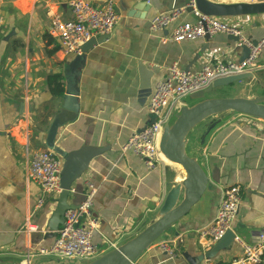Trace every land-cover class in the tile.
Listing matches in <instances>:
<instances>
[{
	"label": "crops",
	"instance_id": "crops-1",
	"mask_svg": "<svg viewBox=\"0 0 264 264\" xmlns=\"http://www.w3.org/2000/svg\"><path fill=\"white\" fill-rule=\"evenodd\" d=\"M89 1L102 5L108 0ZM110 1L119 15L110 38L87 53L75 55L64 53L60 42L49 33L55 15L64 20L72 18L69 0H0V264L80 263L39 254L40 247H49L54 240L56 232L48 231L46 221L60 193L48 196L35 211L43 193L28 179L26 166L37 150H53L61 158V187L75 189L70 201L81 202L85 181L96 186L94 241L100 255L153 222L172 185L184 176L163 155L155 168H149L142 158L122 151L129 136L152 118L147 109L150 93L140 101L139 61L152 72L153 90L174 62L183 69L198 71L206 63L227 57L241 59V50L235 51L233 40L223 32L208 39L162 44V35L180 23L196 21L190 10L165 30L150 31L153 16L184 6L188 0H148L147 11L134 9L139 0ZM219 18L240 27L251 41L264 38V13ZM256 65L254 77L264 76V45ZM51 73L63 75L65 91L60 97L53 96L47 86ZM239 82L243 80L233 87ZM229 90L215 88L209 95H243L242 91L228 94ZM183 101L193 102L190 96ZM54 123H59V128L51 139L49 131ZM188 139L189 154L198 158L208 174V189L188 215L132 264H190L184 254L194 257L207 251L213 244L199 238L197 230L214 219L222 189L233 184L242 189V201L232 223L237 239L231 249L211 260L230 262L242 255L245 244L255 243L264 234V120L221 113L198 124ZM161 241L175 247L174 255L158 248Z\"/></svg>",
	"mask_w": 264,
	"mask_h": 264
},
{
	"label": "built area",
	"instance_id": "built-area-1",
	"mask_svg": "<svg viewBox=\"0 0 264 264\" xmlns=\"http://www.w3.org/2000/svg\"><path fill=\"white\" fill-rule=\"evenodd\" d=\"M257 1V0H253ZM264 2V0H260ZM72 18L64 20L55 15L49 28L51 36L56 38L66 54H82L83 45L93 37L112 33L119 15L113 1H106L102 5H95L89 0H69ZM190 10L196 21H185L177 25L171 32L160 37L162 44L182 42L223 32L238 37L233 48L246 45L249 48L248 57L241 61L231 57L214 63H206L198 71H186L174 62L167 68V76L155 82L152 93L147 102V109L151 120L140 131L134 132L122 145L123 152H131L142 158L149 168H155L162 155L159 139L167 116L173 110L184 104L183 99L192 93L204 90L215 80L229 76L240 75L256 70V62L264 45V38L257 44L244 36L240 27L231 25L216 16L202 13L195 0H188L184 6L157 13L149 23L152 33L165 30L184 12ZM62 160L53 150H37L27 162L26 175L29 180L37 183L42 190L35 205L39 210L47 197H53L62 191L60 184ZM70 192L75 193L71 188ZM96 186L90 180L85 181L83 199L75 208L65 211L62 226L55 233L54 240L49 247H40L39 254L53 256L59 261L75 259L86 262L100 255L94 235L97 221L93 214ZM242 201V189L238 184L224 187L218 202L214 219L206 226L197 230L199 238L208 241L210 245L217 242L228 229H232ZM31 229V226H27ZM237 239V237H236ZM168 241H161L158 248L174 255L175 247ZM264 234H260L253 244H245L243 253L230 262H220L209 259L207 264H264Z\"/></svg>",
	"mask_w": 264,
	"mask_h": 264
},
{
	"label": "water",
	"instance_id": "water-1",
	"mask_svg": "<svg viewBox=\"0 0 264 264\" xmlns=\"http://www.w3.org/2000/svg\"><path fill=\"white\" fill-rule=\"evenodd\" d=\"M195 3L202 13L216 17L264 13V2L260 0L234 4L195 0ZM148 8V0H139L135 3L134 9L147 11ZM110 36L111 33L91 38L83 45L82 53H87L93 46L104 42ZM204 37L208 39L210 35L206 34ZM229 38L234 43L238 41V37L230 34ZM257 42V40L252 41L253 44H257ZM207 48V46L202 48L201 52H204ZM237 50L242 52L241 61L248 57L249 48L246 45L235 49V51ZM199 56L200 53L197 54V58ZM138 64L142 73L140 101H143L145 96L149 93L151 95L152 92V72L147 70L142 61H139ZM185 70L190 71V68L187 67ZM253 76V72H248L217 79L204 90L190 94L189 96L193 100L191 104H183L169 113L163 126L159 147L162 155L180 166L184 176L182 181L172 185L157 214V218L153 222L124 243L115 246L97 258L79 264H132L139 255L154 244L174 224L189 214L193 206L200 201L205 191H207L209 179L198 158L188 152V135L191 130L208 117L226 112H235L264 120V94L251 97L209 95L215 88H233V84L237 81ZM58 128L59 123H54L49 131L51 139L55 136ZM70 195H72L70 187H62L60 195L54 198L55 207L46 221V228L51 234L57 232L60 226L63 225L65 211L69 208H75L79 204V202L70 201ZM235 240V231L228 229L207 251L200 252L194 257L189 256V254L184 255L190 264H200L205 260L215 258L226 249H231Z\"/></svg>",
	"mask_w": 264,
	"mask_h": 264
},
{
	"label": "rangeland",
	"instance_id": "rangeland-1",
	"mask_svg": "<svg viewBox=\"0 0 264 264\" xmlns=\"http://www.w3.org/2000/svg\"><path fill=\"white\" fill-rule=\"evenodd\" d=\"M254 78H256V79H253V80H251V79L248 80V78L244 79L243 82L237 83V85H234L233 88H230L231 90L226 91V92L229 94V93H233L236 91H238V92L242 91L243 95H241V96H244V97H251L254 95H258V94L259 95L264 94V76L258 77L257 75H255ZM187 100H188V102L190 101L189 98H187ZM67 261H74L75 262L78 260L67 259L63 262H67ZM78 262H80V261H78Z\"/></svg>",
	"mask_w": 264,
	"mask_h": 264
},
{
	"label": "trees",
	"instance_id": "trees-1",
	"mask_svg": "<svg viewBox=\"0 0 264 264\" xmlns=\"http://www.w3.org/2000/svg\"><path fill=\"white\" fill-rule=\"evenodd\" d=\"M63 75L61 73H51L47 78V86L53 96L60 97L64 94Z\"/></svg>",
	"mask_w": 264,
	"mask_h": 264
},
{
	"label": "bare ground",
	"instance_id": "bare-ground-1",
	"mask_svg": "<svg viewBox=\"0 0 264 264\" xmlns=\"http://www.w3.org/2000/svg\"><path fill=\"white\" fill-rule=\"evenodd\" d=\"M163 158H166L164 155H163ZM166 160H168L167 158H166ZM168 164H170V165H172V166H175L176 168H178V169H181L180 168V166L178 165V164H175V163H173V162H171L170 160H168Z\"/></svg>",
	"mask_w": 264,
	"mask_h": 264
}]
</instances>
